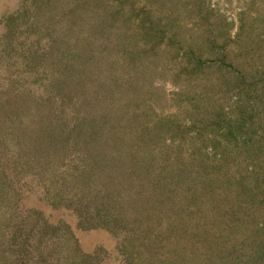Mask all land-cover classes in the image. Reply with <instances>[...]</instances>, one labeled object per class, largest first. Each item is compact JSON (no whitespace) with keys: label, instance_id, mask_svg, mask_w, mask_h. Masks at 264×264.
I'll return each instance as SVG.
<instances>
[{"label":"trees","instance_id":"1","mask_svg":"<svg viewBox=\"0 0 264 264\" xmlns=\"http://www.w3.org/2000/svg\"><path fill=\"white\" fill-rule=\"evenodd\" d=\"M25 1L3 37L39 83L0 103V264H102L75 230L116 264H264V30L205 23L200 48L133 0ZM160 52L187 83L167 115L140 86Z\"/></svg>","mask_w":264,"mask_h":264},{"label":"rangeland","instance_id":"2","mask_svg":"<svg viewBox=\"0 0 264 264\" xmlns=\"http://www.w3.org/2000/svg\"><path fill=\"white\" fill-rule=\"evenodd\" d=\"M25 2V0H0V103L15 97L16 94L21 93L26 88L34 89L39 83L33 80L36 77L34 73L32 75L31 72L24 70L23 61L21 57L16 55L17 52L10 53L6 50L7 42L3 37L6 18L21 10ZM133 4L136 14L140 10H144L150 14L153 21L155 19L156 22H173L184 43L200 48L203 46L201 32L205 23H216V26L222 27L225 31L226 28L229 29V37L233 39L239 23L237 17L243 13L245 32L251 38L249 41H256L264 30V0H133ZM130 26L133 27L132 24ZM114 32L116 31L114 30ZM84 34V29L83 32L80 30L78 37L83 38ZM117 35L113 36V39H116ZM161 53L157 55V58L153 57L150 63H147V60L142 61L141 67L144 69L145 75L144 77L141 75L140 86L142 92L149 93V102L153 103V108L157 109L158 114L167 115L175 113L181 106L179 103H186L182 100H175L174 95L179 90L186 89L184 86L187 83L183 75L179 76L181 79H174V74L178 71L174 57L171 58ZM173 80L177 81L182 88L177 86ZM183 106L187 105L183 104ZM3 117L5 119V116ZM28 194V198L24 202L27 207L41 209L53 223L64 219L74 226V220L71 217L62 216V213L57 211H51L36 200L35 194L31 192ZM75 236L84 252L92 253L99 246L107 251V256L102 264L117 263L114 261V258L117 257L115 253L116 241L106 232L75 230ZM188 255L183 253L182 256H179V264H198L196 261L199 260L198 258ZM160 261V264L170 263L169 256H162ZM143 263L159 264L155 258H149Z\"/></svg>","mask_w":264,"mask_h":264}]
</instances>
